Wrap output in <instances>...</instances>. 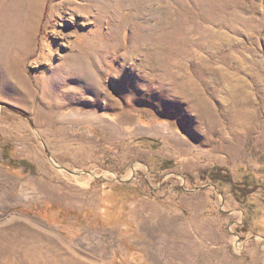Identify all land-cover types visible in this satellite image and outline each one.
I'll use <instances>...</instances> for the list:
<instances>
[{
    "label": "rangeland",
    "instance_id": "rangeland-1",
    "mask_svg": "<svg viewBox=\"0 0 264 264\" xmlns=\"http://www.w3.org/2000/svg\"><path fill=\"white\" fill-rule=\"evenodd\" d=\"M19 3L0 264H264V0Z\"/></svg>",
    "mask_w": 264,
    "mask_h": 264
},
{
    "label": "bare ground",
    "instance_id": "bare-ground-1",
    "mask_svg": "<svg viewBox=\"0 0 264 264\" xmlns=\"http://www.w3.org/2000/svg\"><path fill=\"white\" fill-rule=\"evenodd\" d=\"M40 1V2H39ZM19 5H20V7L21 6H23V3L25 4V6H24V9H23V12H22V15H20L22 18V23L24 22V20H25V12H26V10L28 9L27 7H29V8H32V10L31 9H29L28 11H32L31 12V14H33V15H35V14H37V12L36 11H39V9H40V6H41V4H42V0H19ZM14 3V2H13ZM30 3H31V6H30ZM13 9V7L11 6L10 7V5H7L6 6V13L5 14H7V19L8 20H10L11 18H13V17H16L17 15H18V12H16L17 14H15V13H13V11H14V9ZM33 11H34V13H33ZM28 13V12H27ZM6 16V15H5ZM32 17V16H31ZM35 17V16H34ZM2 22V25L4 26V29L2 30L1 28H0V38H1V36H4L5 37V35L4 34H6L7 32H9V30L8 29H6V27L8 26V22L6 21L5 22V20L4 21H1ZM0 22V23H1ZM21 25V24H20ZM10 26V25H9ZM27 26H29V25H27ZM31 30V29H30ZM32 31V30H31ZM30 31V32H31ZM30 32H28V33H30ZM14 37V36H13ZM9 38V37H8ZM16 38V37H15ZM24 38V37H23ZM1 41V40H0ZM24 39H21V44H22V42H23V44H24ZM1 44V43H0ZM8 47V46H7ZM5 52V51H4Z\"/></svg>",
    "mask_w": 264,
    "mask_h": 264
},
{
    "label": "trees",
    "instance_id": "trees-1",
    "mask_svg": "<svg viewBox=\"0 0 264 264\" xmlns=\"http://www.w3.org/2000/svg\"><path fill=\"white\" fill-rule=\"evenodd\" d=\"M219 180H224L225 182H230L232 183V179L230 176L228 175H221L219 174V177H218Z\"/></svg>",
    "mask_w": 264,
    "mask_h": 264
}]
</instances>
